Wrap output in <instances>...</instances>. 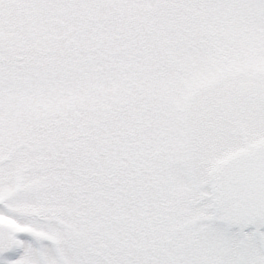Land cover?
Masks as SVG:
<instances>
[{
    "label": "snow or ice",
    "instance_id": "1",
    "mask_svg": "<svg viewBox=\"0 0 264 264\" xmlns=\"http://www.w3.org/2000/svg\"><path fill=\"white\" fill-rule=\"evenodd\" d=\"M0 264H264V0H0Z\"/></svg>",
    "mask_w": 264,
    "mask_h": 264
}]
</instances>
